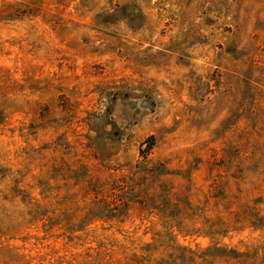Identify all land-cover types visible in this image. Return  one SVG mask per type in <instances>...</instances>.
<instances>
[{"label":"rangeland","instance_id":"374dc122","mask_svg":"<svg viewBox=\"0 0 264 264\" xmlns=\"http://www.w3.org/2000/svg\"><path fill=\"white\" fill-rule=\"evenodd\" d=\"M0 264H264V0H0Z\"/></svg>","mask_w":264,"mask_h":264},{"label":"trees","instance_id":"16d2710c","mask_svg":"<svg viewBox=\"0 0 264 264\" xmlns=\"http://www.w3.org/2000/svg\"><path fill=\"white\" fill-rule=\"evenodd\" d=\"M153 139V138H152ZM151 148H152V144H150L147 148H146V150H144L143 152L145 153L144 155H143V157L151 150Z\"/></svg>","mask_w":264,"mask_h":264}]
</instances>
